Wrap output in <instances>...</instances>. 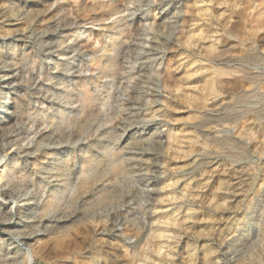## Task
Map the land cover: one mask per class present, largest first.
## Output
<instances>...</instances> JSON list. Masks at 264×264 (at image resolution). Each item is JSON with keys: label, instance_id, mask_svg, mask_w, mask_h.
I'll list each match as a JSON object with an SVG mask.
<instances>
[{"label": "rangeland", "instance_id": "374dc122", "mask_svg": "<svg viewBox=\"0 0 264 264\" xmlns=\"http://www.w3.org/2000/svg\"><path fill=\"white\" fill-rule=\"evenodd\" d=\"M0 264H264V0H0Z\"/></svg>", "mask_w": 264, "mask_h": 264}]
</instances>
